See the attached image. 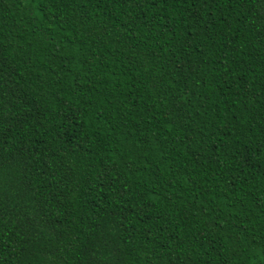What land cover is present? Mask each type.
<instances>
[{"label":"trees","instance_id":"1","mask_svg":"<svg viewBox=\"0 0 264 264\" xmlns=\"http://www.w3.org/2000/svg\"><path fill=\"white\" fill-rule=\"evenodd\" d=\"M0 264H264V0H0Z\"/></svg>","mask_w":264,"mask_h":264}]
</instances>
